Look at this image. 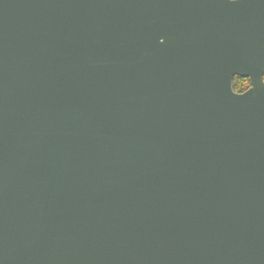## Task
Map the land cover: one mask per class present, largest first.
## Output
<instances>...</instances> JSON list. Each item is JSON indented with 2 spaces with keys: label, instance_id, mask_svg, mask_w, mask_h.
I'll return each instance as SVG.
<instances>
[{
  "label": "water",
  "instance_id": "1",
  "mask_svg": "<svg viewBox=\"0 0 264 264\" xmlns=\"http://www.w3.org/2000/svg\"><path fill=\"white\" fill-rule=\"evenodd\" d=\"M0 264H264V0H0Z\"/></svg>",
  "mask_w": 264,
  "mask_h": 264
},
{
  "label": "trees",
  "instance_id": "2",
  "mask_svg": "<svg viewBox=\"0 0 264 264\" xmlns=\"http://www.w3.org/2000/svg\"><path fill=\"white\" fill-rule=\"evenodd\" d=\"M233 86H234L236 91L244 90L250 86V81L248 78H243V77L237 76L234 79Z\"/></svg>",
  "mask_w": 264,
  "mask_h": 264
},
{
  "label": "flooded vegetation",
  "instance_id": "3",
  "mask_svg": "<svg viewBox=\"0 0 264 264\" xmlns=\"http://www.w3.org/2000/svg\"><path fill=\"white\" fill-rule=\"evenodd\" d=\"M237 76H239V75H236L235 77H237ZM235 77H234V79H235ZM239 77H242V76H239ZM243 78H248V79H249V81H250V86H249L248 88L244 89V90H239V91H236L235 88H234V86H233V88H234V90H235L236 92L241 93V92H244V91L248 90V89L251 87V80H250V78H249V77H243ZM234 79H233V82H234Z\"/></svg>",
  "mask_w": 264,
  "mask_h": 264
}]
</instances>
